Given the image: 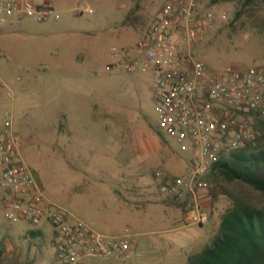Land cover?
<instances>
[{"label": "rangeland", "instance_id": "obj_1", "mask_svg": "<svg viewBox=\"0 0 264 264\" xmlns=\"http://www.w3.org/2000/svg\"><path fill=\"white\" fill-rule=\"evenodd\" d=\"M51 1L54 16L48 21H0V131L4 114L9 112L22 158L48 202L102 233L120 235L125 225H114L119 215L111 213L108 201L99 200L97 193L110 188L119 155H129L133 147L142 151L143 137L156 136L166 143L167 154L170 151L181 161L180 169L172 172L175 176L190 172L188 160L193 158L192 153L183 150V145L163 135L157 127L154 75L150 71L126 73L122 66L112 71L106 69L113 62L111 48H133L166 0ZM211 1L202 0L200 4V15L211 8L215 20L205 38L193 46L194 56L210 70L227 65L238 69L264 65V0L238 17L235 14L244 0ZM219 15H225L226 20H220ZM83 39L87 40L84 50ZM78 52L83 54V63L76 65L81 71L75 75L68 63L74 61ZM63 107L78 134L79 147L91 155L72 157L76 166L59 152L47 149V142L62 143V133H55L50 125L55 118L61 123ZM81 160L108 166L110 174L97 169L87 171L79 164ZM212 178L213 175L209 177V191H213V196L207 193L209 209L220 215L229 205L224 194L228 187L220 177L216 182ZM189 200L170 202L179 211L183 209L187 223L191 213ZM145 218L143 214L142 219ZM211 224L203 236L207 244L218 230L215 219ZM24 226L23 222L10 224L4 219L0 190L3 264H59L54 258L49 229L44 231L51 243L43 235H31ZM159 226L163 227L149 228L145 224L141 233ZM193 235V231L188 232L184 241ZM202 248L200 244L198 250ZM162 259L159 264H168L172 257ZM84 263L147 264L143 255Z\"/></svg>", "mask_w": 264, "mask_h": 264}, {"label": "built area", "instance_id": "obj_2", "mask_svg": "<svg viewBox=\"0 0 264 264\" xmlns=\"http://www.w3.org/2000/svg\"><path fill=\"white\" fill-rule=\"evenodd\" d=\"M201 2L166 0L132 53L112 47L113 62L106 67L107 71L122 66L126 73L154 75L157 127L193 155L190 172L184 177L159 178V190L173 200L188 195V223L199 226L210 218L209 177L217 173L221 155L253 141L256 123L264 119V65L210 70L194 56L193 46L205 38L215 20L211 8L200 15ZM53 16L51 0H0L1 22L24 18L44 22ZM219 18L226 20L225 15ZM4 117L0 131L4 219L49 229L59 264L128 258L127 231L122 236L105 235L45 199L22 158L10 113Z\"/></svg>", "mask_w": 264, "mask_h": 264}, {"label": "crops", "instance_id": "obj_3", "mask_svg": "<svg viewBox=\"0 0 264 264\" xmlns=\"http://www.w3.org/2000/svg\"><path fill=\"white\" fill-rule=\"evenodd\" d=\"M86 43L87 40L83 39V50L87 47ZM133 49L134 47L126 51L132 52ZM73 60L74 61L68 63V68L73 70L75 75L80 74L81 70L76 65L83 63V54L79 52L76 53ZM75 66L76 68H74ZM66 67L65 63L64 68ZM66 110L67 109L63 107V112L59 116L61 123L58 122L59 119L55 118L50 125L52 131L55 133H62V143H60V141L47 142V149L52 153L59 152L61 156L70 159L72 165L76 166L77 163L73 161L72 157L80 158L89 154L79 147L80 142L78 134L72 124L69 123L68 119L70 117ZM90 114L92 116V112ZM143 138L142 151L133 147L134 151L131 150L129 155L126 153L124 155H119L117 161L118 169L111 174L112 176L109 182L110 188L105 191L97 192L100 195L98 198L99 200L108 201V207H110L111 213L119 215V219H114V225H119V227L125 225L122 234L111 236H122L125 234V231H127L130 244L128 258L143 255L147 264H159L164 261L162 258L166 256L172 257L168 264H186L189 256L201 252L204 247L208 245L206 239H203V236L208 233L212 225L211 222L214 219L217 221V228L219 227V219L222 214L219 215L216 210L211 208L208 209L210 219L206 225L197 226L188 224L184 218L183 209L179 211L177 207L170 204L173 199L160 192L158 179L184 177L189 171L186 172V174H182V176H175L172 174L174 169H180L181 167V161L177 158V155L169 154L170 151L167 154L166 143L157 139L156 136H148V139L144 136ZM243 147L244 144L233 152L223 153L221 155V160L230 159L232 155L243 149ZM90 151L93 152V150ZM140 151L142 156L138 158L137 156L140 155ZM188 162L190 165L189 170H191L192 159H189ZM145 163L147 165H145ZM79 164L84 165L87 171L97 169V171L103 174H107L110 171L108 166H101L99 163L96 164L91 161L81 160ZM150 164L156 165V170L154 167L152 168ZM140 165H142V167ZM213 179L214 178H212V180ZM38 185L40 186L39 183ZM185 198H187V200L190 199L188 195H186ZM143 214H146L145 219H142ZM23 223L25 224L24 228L31 235H43L46 237L47 241L51 243L44 229H36L27 222ZM145 224L148 225L149 228L155 225H163V227L159 226V228L141 233V228L145 227ZM92 228L101 232L97 228ZM191 231L194 232L192 238L189 237L187 241H184L183 238ZM144 236L146 237L145 239H143ZM200 244H202L203 248L198 250ZM96 259L104 258H85L78 264Z\"/></svg>", "mask_w": 264, "mask_h": 264}, {"label": "trees", "instance_id": "obj_4", "mask_svg": "<svg viewBox=\"0 0 264 264\" xmlns=\"http://www.w3.org/2000/svg\"><path fill=\"white\" fill-rule=\"evenodd\" d=\"M257 1L244 0L236 17ZM255 131L253 141L216 165L214 181H225L230 204L210 244L189 256L186 264H264V119L257 121ZM208 194L212 197L213 191ZM3 250L0 244V264Z\"/></svg>", "mask_w": 264, "mask_h": 264}]
</instances>
